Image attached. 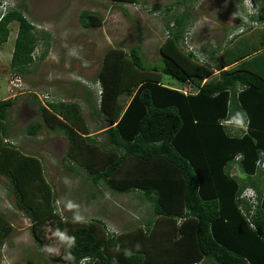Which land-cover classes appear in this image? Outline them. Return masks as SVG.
<instances>
[{
  "label": "trees",
  "instance_id": "1",
  "mask_svg": "<svg viewBox=\"0 0 264 264\" xmlns=\"http://www.w3.org/2000/svg\"><path fill=\"white\" fill-rule=\"evenodd\" d=\"M195 1L151 9L163 11L158 64H147L139 45L105 52L95 77L99 103L89 114L105 123L93 131L80 104L45 99L42 106L31 95L44 128L67 139L63 167L85 173L82 184H92L97 195L100 185L112 193H140L151 210L141 225L115 233L102 219L82 223L65 216L42 160L10 141L15 99L0 101V176L51 264H264V0H236L240 26L227 30L223 44L202 51L186 43L194 20L187 4ZM180 5L184 9L176 12ZM23 7L7 9L0 19V46L9 25L18 24L10 58L17 76L29 72L40 40ZM78 20L85 29L102 21L90 11ZM41 127L29 124L26 135L35 137ZM46 228L51 236L66 230L74 243L68 247L53 236L60 252L43 251L52 246ZM13 229L0 212V264Z\"/></svg>",
  "mask_w": 264,
  "mask_h": 264
},
{
  "label": "rangeland",
  "instance_id": "2",
  "mask_svg": "<svg viewBox=\"0 0 264 264\" xmlns=\"http://www.w3.org/2000/svg\"><path fill=\"white\" fill-rule=\"evenodd\" d=\"M5 1L9 3L10 9L24 4V16L40 36L34 62L29 72L23 75L17 76L10 69L17 22L9 25L8 40L0 46V101L15 99L9 111L10 141L26 154L36 155L42 160L45 178L58 194L57 203L65 216L79 217L77 220L82 223L93 218L102 219L108 229L115 233L141 225L139 221L147 220L151 210L149 212L143 197L137 196L140 193H112L100 185L101 191L97 195L98 190L92 184H82L85 173L72 174L63 167L61 160L66 154L67 139L63 133H53L44 128L37 113L38 104L31 95H36L42 106L46 105V100L80 104L92 131L98 124H104L105 120L92 119L89 114L91 104L99 103L100 87L95 77L105 52L109 48L128 52L139 45L145 62L158 64V48L164 39L163 11H150L154 7L163 8L175 0H143L144 7H121L107 0ZM241 1L242 5L249 2ZM184 6H178L176 12L182 11ZM187 6L194 17L188 31L191 36H187L186 41L191 49L202 51L216 48L227 41L228 29L240 26V5L236 0H196ZM124 8L127 15L123 12ZM82 11L99 14L102 19L100 26L82 28L78 20ZM242 30L245 31L244 28ZM42 55L44 58H41ZM202 56L207 59L204 54ZM16 78L20 86L10 93L13 88L9 83ZM164 80L175 86L174 81L166 77ZM34 122L42 127L35 137H29L26 128ZM74 166L77 168L78 164ZM92 191L97 195L95 199L90 197ZM0 212L6 215L14 228L2 248L1 264H51L41 255L31 235L30 222L16 210L8 183L1 176ZM49 229L46 228L45 236L57 255L59 246L56 238L48 234Z\"/></svg>",
  "mask_w": 264,
  "mask_h": 264
},
{
  "label": "clouds",
  "instance_id": "3",
  "mask_svg": "<svg viewBox=\"0 0 264 264\" xmlns=\"http://www.w3.org/2000/svg\"><path fill=\"white\" fill-rule=\"evenodd\" d=\"M0 1H5V0H0ZM7 2V1H6ZM7 9H10V7H9V3L7 2ZM6 9V10H7ZM4 15V13H2L1 11H0V19H1V17ZM77 219H79V217H77ZM53 236H55V237H57L61 242H64V243H66L67 245H68V247H71L72 246V244L74 243V237H69L68 235H67V233H66V230L65 231H62V230H60V229H56L54 232H53ZM43 251H45V252H53V251H55V249L53 248V247H45L44 249H43ZM125 254L126 255H131V252L130 251H128V250H126V252H125ZM65 259L66 260H71V259H73L70 255H68V256H65ZM88 258L87 257H85V260H87ZM82 264H83V262H82Z\"/></svg>",
  "mask_w": 264,
  "mask_h": 264
},
{
  "label": "built area",
  "instance_id": "4",
  "mask_svg": "<svg viewBox=\"0 0 264 264\" xmlns=\"http://www.w3.org/2000/svg\"><path fill=\"white\" fill-rule=\"evenodd\" d=\"M7 9V2L6 1H0V11L2 13H4ZM10 87L13 88L10 90V93H14V90H17V88L20 86V82L18 81V79H13L10 81ZM187 92V90L185 91V93ZM262 168H264V163L262 164ZM252 194V193H251ZM254 203V200H253Z\"/></svg>",
  "mask_w": 264,
  "mask_h": 264
}]
</instances>
